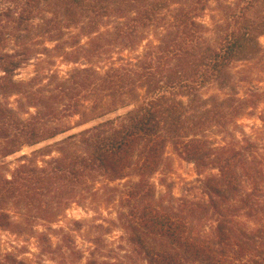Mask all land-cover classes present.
<instances>
[{"label": "trees", "instance_id": "obj_1", "mask_svg": "<svg viewBox=\"0 0 264 264\" xmlns=\"http://www.w3.org/2000/svg\"><path fill=\"white\" fill-rule=\"evenodd\" d=\"M262 39L264 0H0V228L17 227L9 207L24 208L28 222L53 220L99 179L138 177L129 198H153L172 148L201 174H218L203 181L208 199L188 210L141 215L183 248L151 263L264 264V162L247 154L257 144L229 130L264 94H200L227 89L237 63L264 54ZM54 57L78 67L64 78L48 68ZM32 62L35 75L18 79ZM130 106L61 141L58 157L25 155L3 173V159L67 133L68 119ZM213 128L232 139L213 145ZM0 264L27 263L10 254Z\"/></svg>", "mask_w": 264, "mask_h": 264}, {"label": "rangeland", "instance_id": "obj_2", "mask_svg": "<svg viewBox=\"0 0 264 264\" xmlns=\"http://www.w3.org/2000/svg\"><path fill=\"white\" fill-rule=\"evenodd\" d=\"M85 38L83 43H87ZM264 43V39H262ZM53 44L50 45L52 47ZM126 54V53H125ZM48 68L66 77L68 72L78 67L70 65L60 57L53 58ZM36 62L24 67L18 79L28 80L35 75ZM109 66L106 63L101 68ZM46 74V72H45ZM233 81L227 89L210 86L200 92L204 98L237 96L250 99L264 94V54L255 60L237 63L233 68ZM144 95V93H142ZM133 106L120 108L116 112L101 118L85 122L86 118L76 116L67 120L71 128L65 134L53 140L3 159L2 171L10 176L20 165L23 156H34L37 161L43 158L58 157L57 145L69 136L78 135L98 124L118 117H124ZM230 136L257 144L259 152L248 151L252 162H264V99L257 108L238 118L230 126ZM224 135L218 128L210 129L208 140L213 145H222L232 138ZM257 153V155L255 154ZM51 154V155H50ZM259 154L262 156L260 157ZM163 170L156 174L154 197L130 199L138 177L109 183L99 179L89 184L86 192L77 199L78 203L63 209L53 220L28 222L24 208L9 207L15 226L19 228H0V256L14 255L27 264H88L90 261L112 264H152L158 251L171 253L179 249L167 231L160 234L153 223L141 218L145 210H157L161 213H178L189 209V202L206 200L204 180L218 170H208L201 174L195 163L184 160L172 148L166 151ZM1 160V159H0ZM164 181V183L162 182ZM264 190V176L261 178ZM97 191V192H96ZM264 202V193L261 196ZM165 211V212H164ZM171 233V232H170ZM0 257V258H2Z\"/></svg>", "mask_w": 264, "mask_h": 264}]
</instances>
